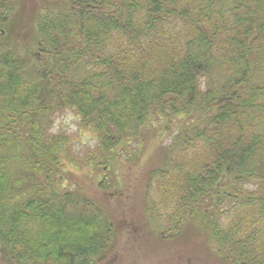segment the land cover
<instances>
[{
	"label": "trees",
	"instance_id": "1",
	"mask_svg": "<svg viewBox=\"0 0 264 264\" xmlns=\"http://www.w3.org/2000/svg\"><path fill=\"white\" fill-rule=\"evenodd\" d=\"M32 3L0 0V264H118L128 214L76 179L119 203L145 164L130 244L264 264V0ZM65 109L95 151L53 130Z\"/></svg>",
	"mask_w": 264,
	"mask_h": 264
},
{
	"label": "rangeland",
	"instance_id": "2",
	"mask_svg": "<svg viewBox=\"0 0 264 264\" xmlns=\"http://www.w3.org/2000/svg\"><path fill=\"white\" fill-rule=\"evenodd\" d=\"M24 1L27 3V5H23L26 12L24 15H22V18H27L29 8L30 15H33V11L31 9L33 3L32 0ZM22 29L25 28L22 26ZM17 30L18 28L14 29L15 32H17ZM52 126L53 130H56L57 132H65L64 135L69 138L71 145L70 147L72 149L71 151L75 155L82 157L86 153L88 154V152L96 150L97 141L95 136L81 127L76 115L69 109H65L55 114L53 116ZM164 142V145L169 144L170 138L166 137ZM144 167H146V164ZM144 167L131 165L121 168L120 174L118 176L121 178V187L119 190L123 197H126V199L119 203H116L112 201V199L108 198L109 195H102L97 191V188L90 183L89 177H92L90 175L92 173L80 175L76 179V184L82 188L81 192L83 194L97 198L100 204H105L106 206H108V204H113L111 206L112 208L108 206L112 209V211L117 210V212H124L125 214H128L127 219L126 215L124 217L130 224V226L127 225V227H129L128 231H132L131 228H134L133 225H131L132 216L129 215V211L132 208V212L136 214L137 209L140 208L141 203L138 202L137 190H140V184L144 179ZM247 187L249 189L256 188V186L253 184L248 185ZM121 209H124V211ZM137 216L138 215L134 217L136 218ZM128 231H123L121 238L117 240L116 243L115 256L118 260V264H220L214 255H212L209 251L206 252V250L200 247V244L202 243L199 241L190 242V244H188V248H184L186 251H180V249H182L180 247H182L184 244L183 241H180L172 245L176 246L174 248H167L166 250L164 249L163 252L158 250L156 253H152L148 249V244H136V242L130 244L128 242Z\"/></svg>",
	"mask_w": 264,
	"mask_h": 264
}]
</instances>
